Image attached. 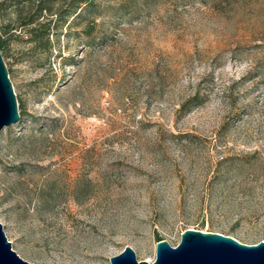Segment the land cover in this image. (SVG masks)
<instances>
[{
	"label": "rangeland",
	"instance_id": "374dc122",
	"mask_svg": "<svg viewBox=\"0 0 264 264\" xmlns=\"http://www.w3.org/2000/svg\"><path fill=\"white\" fill-rule=\"evenodd\" d=\"M0 50L23 111L0 132V222L22 259L264 241V0H0Z\"/></svg>",
	"mask_w": 264,
	"mask_h": 264
},
{
	"label": "water",
	"instance_id": "95a60500",
	"mask_svg": "<svg viewBox=\"0 0 264 264\" xmlns=\"http://www.w3.org/2000/svg\"><path fill=\"white\" fill-rule=\"evenodd\" d=\"M21 119L20 104L10 73L0 50V132ZM111 264H264V241L248 245L214 232L187 229L174 247L159 241L153 263L139 261L135 251H124L110 259ZM0 264H31L12 247L0 222Z\"/></svg>",
	"mask_w": 264,
	"mask_h": 264
},
{
	"label": "trees",
	"instance_id": "16d2710c",
	"mask_svg": "<svg viewBox=\"0 0 264 264\" xmlns=\"http://www.w3.org/2000/svg\"><path fill=\"white\" fill-rule=\"evenodd\" d=\"M89 2H90V0H80V4H82V5H87V4H89ZM45 10H47V9H45ZM43 11H44V8H40V10H39V14H42ZM75 12H76V11H74V12H72V13H69L68 16H73V15L75 14ZM61 18L64 20L66 17H65V15H62ZM31 24H33V23L25 24V26H29V25H31ZM32 30H33V29H32ZM32 32H34V31H32ZM46 38H47V39H46V42H47V44H49V49H51V41H50V39H49L48 36H47ZM202 103H203V101L199 98V95L197 94V95L191 97L189 100H187V101L182 105L180 111H181V112H186V111L190 110L192 107L199 106V105H201ZM22 117H23V111H21V118H22ZM161 240H162V239H158V241H161Z\"/></svg>",
	"mask_w": 264,
	"mask_h": 264
}]
</instances>
